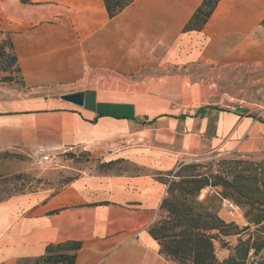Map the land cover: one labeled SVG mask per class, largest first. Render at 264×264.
Listing matches in <instances>:
<instances>
[{"label": "crops", "instance_id": "1", "mask_svg": "<svg viewBox=\"0 0 264 264\" xmlns=\"http://www.w3.org/2000/svg\"><path fill=\"white\" fill-rule=\"evenodd\" d=\"M203 1L134 0L110 17L104 0H0V41L11 37L28 92L13 97L0 82V152L80 149L131 166L0 201V264H26L68 241L82 243L74 264H178L149 231L174 173L206 150L264 149V121L248 108L168 112L142 100L141 88H165L168 78L186 87L194 71L211 70L214 85L198 79L193 90L213 91L240 67L260 71L264 91V0H221L201 30L185 31ZM77 91L83 106L60 97ZM228 212L219 215L233 222Z\"/></svg>", "mask_w": 264, "mask_h": 264}, {"label": "trees", "instance_id": "2", "mask_svg": "<svg viewBox=\"0 0 264 264\" xmlns=\"http://www.w3.org/2000/svg\"><path fill=\"white\" fill-rule=\"evenodd\" d=\"M104 1L110 17H114L134 0ZM220 1L204 0L184 30H201ZM262 25L264 26V20ZM2 72L5 74L2 75ZM16 73L20 75V82L24 85L14 43L10 36H6L0 41V82L15 81ZM84 153L90 157L89 153ZM68 156L77 157L75 152H69ZM91 160L96 161L99 172L113 171L124 162L123 159ZM219 163L221 165L218 169H210L200 163L181 165L169 183L168 194L161 204L160 217L150 226L149 231L160 243L161 252L178 264H246L251 251L254 255H260L259 264H264V242L254 241L250 244L249 240L242 241L240 243L245 247L237 246L235 253L223 261L218 259L216 253V241L221 235L239 233L237 224L226 222L218 213L224 199L243 208L249 224L264 229V160L229 157ZM26 178L21 173L14 176L0 174V201L37 191L25 190L28 185ZM40 181L41 179H37L35 183L38 185ZM207 187L217 188L216 194L200 199L201 191ZM81 247L82 243L79 241L49 244L45 254L22 262L74 264Z\"/></svg>", "mask_w": 264, "mask_h": 264}, {"label": "rangeland", "instance_id": "3", "mask_svg": "<svg viewBox=\"0 0 264 264\" xmlns=\"http://www.w3.org/2000/svg\"><path fill=\"white\" fill-rule=\"evenodd\" d=\"M242 68L243 67H240L231 73L225 74L224 79L221 81V87H213V91L200 89L196 92L191 86L192 81L199 79L204 81L202 85L212 87V85H214V80L211 70H209L210 72L206 71L204 74L194 71L192 74L194 79L189 76L188 82L185 84L186 87H180L182 83L172 82L168 78L165 82L168 85L165 88H141L140 94L142 100H160V108L162 111L184 112L200 104L215 106L233 112L237 111L239 107H242L248 108L250 114L256 115L259 120L264 121V91L262 92L260 86L255 85L256 83L254 82L259 80L262 74L260 71H242ZM1 74L3 75L5 72ZM184 74L186 73L174 72L168 74V76L180 78ZM189 75H191V73ZM165 76L166 74H164V77ZM6 86L13 92V97H21L28 94V92H26L27 90L23 88L20 82V75L18 73L15 74V81L6 83ZM69 152H75L77 157L70 158V156H68ZM52 156L54 157L53 161H46L40 156L20 154L10 150L1 151L0 174L8 176H14L20 173L25 174L27 176L25 181H28L25 190L50 189L51 191H56L65 186L71 179L79 177L84 173L99 172L96 161L91 160L92 158L88 157L83 150L78 149L60 154L53 153ZM229 157L264 160V149L252 153L234 151L227 154L219 149H210L200 154L190 156L188 163H200L207 168L218 169L221 165L219 161ZM128 167L131 169L130 165L121 164L113 171H121V169ZM37 179H41L38 185L35 183ZM30 183L34 185H30ZM216 191L217 188L207 187L201 191L200 199L213 196L216 194ZM206 192H208V195L202 198V194ZM223 203L224 200L221 202L220 209L225 207ZM239 208L240 209L235 210L234 213L228 212L231 218L234 219L233 223L239 226V233L220 236V239L216 241L217 256L227 252V250H230L231 254H234L237 246L242 248L245 247L243 243H240L242 241L249 240L250 244L254 241L258 243L264 242V229L249 224L245 217L244 209L240 206ZM242 216L248 222L247 224L238 223V220Z\"/></svg>", "mask_w": 264, "mask_h": 264}, {"label": "built area", "instance_id": "4", "mask_svg": "<svg viewBox=\"0 0 264 264\" xmlns=\"http://www.w3.org/2000/svg\"><path fill=\"white\" fill-rule=\"evenodd\" d=\"M43 159L46 161H53L54 157L52 156L51 153H46L43 154ZM223 205L225 207H227L229 210H231L232 212H234L235 210H239V206L237 204H235L234 202L225 199ZM259 260H260V255H254L253 252H251V254L249 255L246 264H259Z\"/></svg>", "mask_w": 264, "mask_h": 264}, {"label": "water", "instance_id": "5", "mask_svg": "<svg viewBox=\"0 0 264 264\" xmlns=\"http://www.w3.org/2000/svg\"><path fill=\"white\" fill-rule=\"evenodd\" d=\"M85 92L77 91L72 93L62 94L60 97L68 102L74 103L79 106H83L85 104Z\"/></svg>", "mask_w": 264, "mask_h": 264}]
</instances>
